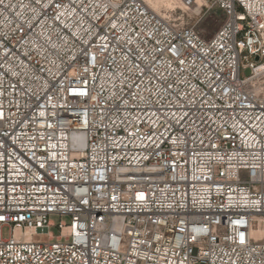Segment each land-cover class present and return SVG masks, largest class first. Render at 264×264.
<instances>
[{
	"label": "built area",
	"instance_id": "1",
	"mask_svg": "<svg viewBox=\"0 0 264 264\" xmlns=\"http://www.w3.org/2000/svg\"><path fill=\"white\" fill-rule=\"evenodd\" d=\"M213 3L0 0V264H264V0Z\"/></svg>",
	"mask_w": 264,
	"mask_h": 264
},
{
	"label": "rangeland",
	"instance_id": "2",
	"mask_svg": "<svg viewBox=\"0 0 264 264\" xmlns=\"http://www.w3.org/2000/svg\"><path fill=\"white\" fill-rule=\"evenodd\" d=\"M196 7L199 8L195 10ZM173 8L175 12L172 13L176 17H182L183 14L174 6L168 9L160 7L159 10L162 14L165 11H173ZM191 11L192 14H184L183 19L192 25L205 40L212 38L226 21L222 12L214 6L213 0H200L199 4L195 5L194 10ZM53 231L57 233L55 229Z\"/></svg>",
	"mask_w": 264,
	"mask_h": 264
},
{
	"label": "bare ground",
	"instance_id": "3",
	"mask_svg": "<svg viewBox=\"0 0 264 264\" xmlns=\"http://www.w3.org/2000/svg\"><path fill=\"white\" fill-rule=\"evenodd\" d=\"M149 8L156 12L157 14H161L159 8L164 7L166 9L172 8L171 0H144ZM200 0H195V4L198 5ZM199 7H196L198 9Z\"/></svg>",
	"mask_w": 264,
	"mask_h": 264
},
{
	"label": "snow or ice",
	"instance_id": "4",
	"mask_svg": "<svg viewBox=\"0 0 264 264\" xmlns=\"http://www.w3.org/2000/svg\"><path fill=\"white\" fill-rule=\"evenodd\" d=\"M241 242H243V239L241 240Z\"/></svg>",
	"mask_w": 264,
	"mask_h": 264
}]
</instances>
